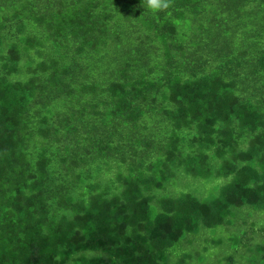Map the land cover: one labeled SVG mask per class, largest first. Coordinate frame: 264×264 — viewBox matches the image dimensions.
Returning a JSON list of instances; mask_svg holds the SVG:
<instances>
[{"label": "trees", "instance_id": "obj_1", "mask_svg": "<svg viewBox=\"0 0 264 264\" xmlns=\"http://www.w3.org/2000/svg\"><path fill=\"white\" fill-rule=\"evenodd\" d=\"M242 206L264 212V0H0V264H185Z\"/></svg>", "mask_w": 264, "mask_h": 264}, {"label": "rangeland", "instance_id": "obj_2", "mask_svg": "<svg viewBox=\"0 0 264 264\" xmlns=\"http://www.w3.org/2000/svg\"><path fill=\"white\" fill-rule=\"evenodd\" d=\"M179 175L173 191L188 192L197 198L210 195L222 182L217 178L198 179ZM232 211L230 225L199 230L190 237L192 242L189 245L176 244L170 252L174 256L188 255L190 260H186L185 264H264L262 254L254 248L257 244L264 245V212L247 206Z\"/></svg>", "mask_w": 264, "mask_h": 264}, {"label": "clouds", "instance_id": "obj_3", "mask_svg": "<svg viewBox=\"0 0 264 264\" xmlns=\"http://www.w3.org/2000/svg\"><path fill=\"white\" fill-rule=\"evenodd\" d=\"M172 0H146L147 7L153 12L167 10L171 6Z\"/></svg>", "mask_w": 264, "mask_h": 264}]
</instances>
